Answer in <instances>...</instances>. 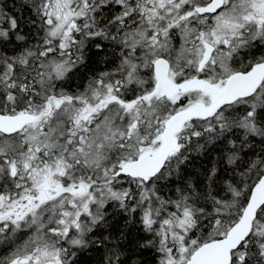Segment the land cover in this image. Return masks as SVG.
I'll return each instance as SVG.
<instances>
[{"label":"snow or ice","instance_id":"6c2138e0","mask_svg":"<svg viewBox=\"0 0 264 264\" xmlns=\"http://www.w3.org/2000/svg\"><path fill=\"white\" fill-rule=\"evenodd\" d=\"M0 264H264V0H0Z\"/></svg>","mask_w":264,"mask_h":264}]
</instances>
